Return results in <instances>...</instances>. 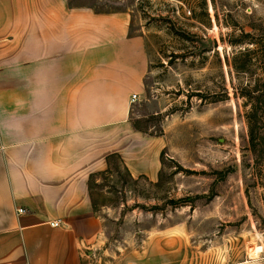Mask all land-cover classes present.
<instances>
[{
	"label": "rangeland",
	"instance_id": "1",
	"mask_svg": "<svg viewBox=\"0 0 264 264\" xmlns=\"http://www.w3.org/2000/svg\"><path fill=\"white\" fill-rule=\"evenodd\" d=\"M129 9L149 69L131 122L163 146L158 177L119 158L92 181L101 264L264 256V0H91Z\"/></svg>",
	"mask_w": 264,
	"mask_h": 264
},
{
	"label": "crops",
	"instance_id": "2",
	"mask_svg": "<svg viewBox=\"0 0 264 264\" xmlns=\"http://www.w3.org/2000/svg\"><path fill=\"white\" fill-rule=\"evenodd\" d=\"M90 2L0 0V264H95L106 227L91 175L119 154L158 177L163 146L131 122L146 37L129 9ZM143 254L136 264H166Z\"/></svg>",
	"mask_w": 264,
	"mask_h": 264
},
{
	"label": "trees",
	"instance_id": "3",
	"mask_svg": "<svg viewBox=\"0 0 264 264\" xmlns=\"http://www.w3.org/2000/svg\"><path fill=\"white\" fill-rule=\"evenodd\" d=\"M115 158H119L122 161V163L125 165L124 161L122 160V158L120 157L119 154H112V155H110L108 157V163H109L108 169L105 170V171H103V172H99V173H95V174H92L91 175V178H90V189H91V191H92V181H93L94 177L97 176V175H99V174H104V173L106 174V173L112 172V160L115 159ZM125 167L127 168L126 165H125ZM92 194H93V192H92ZM94 207H95V209L97 208V204H96L95 199H94Z\"/></svg>",
	"mask_w": 264,
	"mask_h": 264
},
{
	"label": "built area",
	"instance_id": "4",
	"mask_svg": "<svg viewBox=\"0 0 264 264\" xmlns=\"http://www.w3.org/2000/svg\"><path fill=\"white\" fill-rule=\"evenodd\" d=\"M139 100V96L137 94H134L132 96L131 102L132 104L136 103ZM26 210L25 209H20L21 213H24ZM53 226H59L61 224V221H55L53 223H51Z\"/></svg>",
	"mask_w": 264,
	"mask_h": 264
}]
</instances>
